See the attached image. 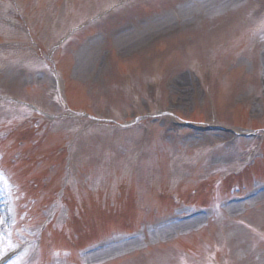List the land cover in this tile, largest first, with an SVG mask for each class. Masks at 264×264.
<instances>
[{"label": "rangeland", "instance_id": "rangeland-1", "mask_svg": "<svg viewBox=\"0 0 264 264\" xmlns=\"http://www.w3.org/2000/svg\"><path fill=\"white\" fill-rule=\"evenodd\" d=\"M108 1L69 0L71 7L56 11L52 0H38L42 13L33 16L24 3L22 10L31 15L25 28L34 31V45L0 48V96L13 100L0 105V150L6 154L0 172L8 175L5 190L13 194L16 189L19 200H32L22 216L32 226L22 228L21 233L33 237L34 245L11 264H40L34 256L39 233L52 212L57 214L56 227L68 234L87 227L91 238L81 246H74L76 241L58 243L57 249L68 250L61 253L62 260L58 251L52 254L53 247L42 256L41 264H106L125 255L115 264H204L219 247L234 264L251 261L247 237L240 234L243 239L237 240L235 230L239 228L230 220L255 223L264 233V192H255L258 184L244 191L249 180L240 178L245 179L240 186L245 187L240 195L246 196L244 202L221 204L219 199H209L214 201L216 223L195 237L200 256L191 263L161 245L205 225L209 218L181 222L180 217L190 209L167 207L168 201L159 199L158 190L176 185L186 195L201 188L203 175L212 174L215 180L230 177V171H239L235 169L244 161L256 157L257 146L264 142L260 137L242 140L223 132L196 134L174 128L172 118L178 113L212 126L247 131L264 128V35L250 34L264 24V0H136L81 33L56 59L60 75H71L84 85L75 91L72 103L69 98L75 110L88 109L100 119L120 123L157 112L171 115L146 129L107 131L94 125L79 133L92 122L63 120L75 115L58 101L64 99V82L42 66L36 47L41 43L50 51L73 22L88 17V8L99 13L98 5ZM234 4L241 7L233 11ZM13 9L9 2L0 1L4 19L13 18ZM6 23L0 22V35L27 42L19 26L13 24V29ZM115 55L125 60H114ZM260 162L263 166L264 158ZM260 169L259 173L264 172ZM0 180L4 181L1 175ZM66 186L72 198L61 206L60 190ZM124 189L132 195L119 199ZM121 201L125 202L124 213H120ZM105 206L113 208L112 218H106L113 227H105L106 220L101 224ZM118 224L133 227L128 233L134 234L117 233ZM9 231L0 208V232L8 238L0 241V260L7 254L5 249L17 247ZM178 244L176 248L185 247ZM240 252L243 255L237 257L228 254Z\"/></svg>", "mask_w": 264, "mask_h": 264}]
</instances>
